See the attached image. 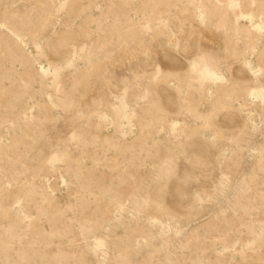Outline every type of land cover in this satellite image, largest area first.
<instances>
[{"label": "rangeland", "instance_id": "374dc122", "mask_svg": "<svg viewBox=\"0 0 264 264\" xmlns=\"http://www.w3.org/2000/svg\"><path fill=\"white\" fill-rule=\"evenodd\" d=\"M0 264H264V0H0Z\"/></svg>", "mask_w": 264, "mask_h": 264}]
</instances>
